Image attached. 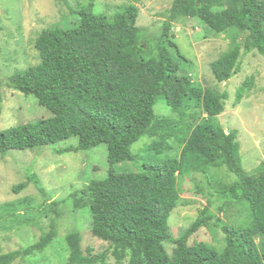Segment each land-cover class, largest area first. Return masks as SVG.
Returning <instances> with one entry per match:
<instances>
[{"label":"trees","instance_id":"obj_1","mask_svg":"<svg viewBox=\"0 0 264 264\" xmlns=\"http://www.w3.org/2000/svg\"><path fill=\"white\" fill-rule=\"evenodd\" d=\"M93 2L78 5L75 11L65 1L70 16H78L74 25L43 29L34 42L39 63L13 73L3 83L33 96L50 117L1 131L0 156L71 138L76 145L60 147L57 154L106 146V175L89 180L62 203L70 202L72 213L88 211L92 236L108 243V250L84 255L80 234L71 231L65 236L69 254L63 264H106L108 252L114 264H264V161L251 174L244 172L236 131L226 133L217 121L227 93L202 88L190 74H182L181 62L186 60L172 34L174 24L192 19L214 37L226 36L230 47L210 64V70L216 82H228L240 72L242 51H255L264 58V0H173L154 49L136 26V6H123L107 17L93 12ZM252 86V78L244 80L236 91V104ZM158 103L169 109L170 117L155 113ZM144 136L152 140L145 151L153 156L180 149L178 156L137 168L131 163L130 148ZM124 163L135 167L134 172H127L125 166L115 171ZM221 170L232 181L214 189L210 173ZM192 174L206 179L218 204L209 200L189 227L174 237L169 215L180 200L179 182ZM29 184L47 194L35 175L14 187V193ZM195 190L203 192L200 184ZM231 206L242 209L245 216L224 223L217 213ZM58 209L49 231L37 243L0 255V264L51 246L57 236ZM203 228L211 233L220 229L224 246L189 245Z\"/></svg>","mask_w":264,"mask_h":264},{"label":"rangeland","instance_id":"obj_2","mask_svg":"<svg viewBox=\"0 0 264 264\" xmlns=\"http://www.w3.org/2000/svg\"><path fill=\"white\" fill-rule=\"evenodd\" d=\"M75 11L78 5H87L89 0H0V93L2 95L0 111V132L11 127L32 123L50 117L45 108L29 95L8 89L4 81L15 72L24 71L39 63L34 42L39 33L46 28H71L77 15H71L66 3ZM173 0H94L93 12L112 17L123 6L134 5L138 9L136 26L156 48L164 14L170 9ZM174 43L185 58L181 62L182 74H190L196 85L202 88H214L225 91L228 100L224 112L217 121L226 133L236 131L239 143L241 165L246 174H251L264 161V58L257 52H241L240 72L228 82L218 83L212 76L210 64L230 47L224 35L214 37V33L187 19L174 24L172 29ZM173 51V49H171ZM252 78L253 86L244 93L236 104V91L244 80ZM156 114L171 116L168 108L161 103L155 106ZM147 136L142 137L130 148L134 166L155 164L167 157L178 156L180 149L170 150L168 155L153 156L145 151L151 143ZM75 146L76 140L35 148L32 150H11L0 156V255L37 243L50 229V222L55 218L54 210L59 208L57 236L51 246L42 253L24 259H16L11 264H63L69 254L65 236L77 231L81 236V248L84 255L95 256L106 252L109 244L94 238L90 230V217L87 210L72 213L70 202L62 201L69 195L85 188L89 180L101 179L108 170L107 150L105 145L88 151L70 152L59 155L60 147ZM127 172L136 169L128 163L114 167L119 172L121 167ZM29 175H35L42 183L46 195L41 194L33 184L18 194L13 188L26 182ZM214 189L227 186L232 178L226 170L211 172ZM200 184L202 194L195 190ZM180 200L170 213L168 225L174 237L180 235L197 217L198 211L211 200L217 206L216 195L208 189L206 179L200 174H192L179 182ZM211 195V197H210ZM57 203V204H55ZM242 210V209H241ZM237 206H231L222 213H217L224 223L240 221L245 212ZM204 242L216 249L224 246V236L220 229L211 233L206 228L195 233L189 245ZM170 250V247H167ZM90 252V253H89ZM106 264H114V258L107 253ZM99 264V263H98Z\"/></svg>","mask_w":264,"mask_h":264}]
</instances>
